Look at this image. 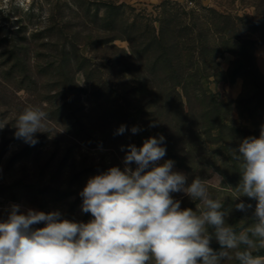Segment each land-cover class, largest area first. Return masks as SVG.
Returning a JSON list of instances; mask_svg holds the SVG:
<instances>
[{"label":"trees","instance_id":"obj_1","mask_svg":"<svg viewBox=\"0 0 264 264\" xmlns=\"http://www.w3.org/2000/svg\"><path fill=\"white\" fill-rule=\"evenodd\" d=\"M105 15L106 35L83 43L95 50L93 55H79L83 44L72 43V59L65 55L68 45H63L64 54L54 64L56 99L47 102L54 112L52 118L76 144L89 150H107L122 170L128 145L139 148L149 137L163 135L164 157L177 163L189 184L200 178L210 195L220 198L228 210L229 199L208 183L211 175L207 170L211 169L206 163L217 156L222 168L232 173L240 170L232 150L245 138H258L264 127V75L255 59L257 40L251 36L258 33L264 44V10L259 11V19L252 20L216 10L198 13L171 8L163 11L159 27L126 23L121 7L113 3L106 5ZM121 38L128 41L129 50L114 44ZM225 53L234 56L227 72L219 63ZM74 66L89 89L87 107L77 93L76 71H69ZM236 78L244 81L242 95L236 101L221 102L210 88L211 81L233 83ZM233 109L239 118L255 122V127L236 120ZM121 125L126 130L117 134ZM133 126L140 131L133 134ZM90 160L86 157L79 164L74 162L71 172L94 171L99 165ZM181 197L173 196L181 201L182 209H196L198 201ZM247 226L245 222L232 227L238 231ZM210 247L221 250L215 238Z\"/></svg>","mask_w":264,"mask_h":264},{"label":"rangeland","instance_id":"obj_2","mask_svg":"<svg viewBox=\"0 0 264 264\" xmlns=\"http://www.w3.org/2000/svg\"><path fill=\"white\" fill-rule=\"evenodd\" d=\"M110 3L121 7L124 13L122 20L126 23H149L155 27H159L163 11L171 8L198 13L216 10L252 20L259 19V11L264 10V0H31L24 4L0 0V222L7 219L12 205H19L21 212L26 213L28 209L59 212L61 219L87 223L93 217L91 213L88 216L89 213L82 211L83 198L80 196L87 181L113 166L120 167V162H116L107 150H89L66 137L59 121L52 118L54 112L47 103L56 99L54 64L64 54L63 45L70 49L65 51V55L73 59L72 43H88L106 35V5ZM251 36L257 40L254 54L264 75L263 41L258 33H251ZM114 44L129 50V43L123 38L116 39ZM77 53L90 57L95 50L89 44H83ZM233 59L230 53L219 59L224 72ZM69 71H76L77 93L81 95V103L87 107L88 86L76 66ZM127 80L132 81L130 77ZM210 88L221 102L236 101L244 91V81L242 78H236L233 83L212 80ZM29 107L39 108L50 117L42 132L35 134L37 143L34 145L15 136V122L19 114ZM232 116L250 128L255 127L251 119L239 118L235 109ZM86 157L99 167L92 172L73 174L72 164H79ZM166 160L171 159L163 157L158 163ZM220 161L217 156L208 158L206 167L211 169L207 170L211 175L208 183L229 199L226 223L240 226L246 222L250 226L256 201L252 199L253 202L249 203L242 196L236 198L240 194L235 190L241 181L240 170L232 173L222 168ZM173 170L184 173L175 161ZM172 195L183 198L181 196L185 194ZM241 202L252 207L247 211H237L235 205ZM44 226L40 223L33 227ZM252 251L254 256H264V248ZM225 264L239 262L231 260Z\"/></svg>","mask_w":264,"mask_h":264},{"label":"clouds","instance_id":"obj_3","mask_svg":"<svg viewBox=\"0 0 264 264\" xmlns=\"http://www.w3.org/2000/svg\"><path fill=\"white\" fill-rule=\"evenodd\" d=\"M47 118L39 108H25L15 122L16 138L34 145ZM125 130L121 125L117 134ZM164 142L159 135L139 148L130 144L123 170L113 166L89 178L80 193L82 211L93 217L87 223L12 205L0 222V264H264V256L252 251L264 248V127L258 138H245L232 150L241 175L236 198L256 201L253 223L238 231L226 223L229 210L200 178L188 184L184 173L173 170L174 161L158 163L166 155ZM181 192L199 202L195 210L182 209L173 198ZM251 207L235 205L237 211ZM40 223L45 226L33 227ZM213 238L221 245L218 252L210 247Z\"/></svg>","mask_w":264,"mask_h":264},{"label":"built area","instance_id":"obj_4","mask_svg":"<svg viewBox=\"0 0 264 264\" xmlns=\"http://www.w3.org/2000/svg\"><path fill=\"white\" fill-rule=\"evenodd\" d=\"M14 1V3H22V4H24V3H29L31 0H13Z\"/></svg>","mask_w":264,"mask_h":264}]
</instances>
